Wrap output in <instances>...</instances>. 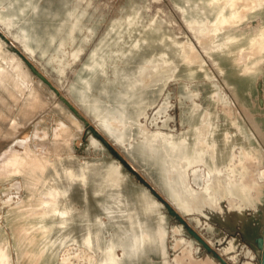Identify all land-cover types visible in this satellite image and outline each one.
<instances>
[{
  "label": "rangeland",
  "instance_id": "rangeland-1",
  "mask_svg": "<svg viewBox=\"0 0 264 264\" xmlns=\"http://www.w3.org/2000/svg\"><path fill=\"white\" fill-rule=\"evenodd\" d=\"M263 230L264 0H0L8 264H260Z\"/></svg>",
  "mask_w": 264,
  "mask_h": 264
},
{
  "label": "water",
  "instance_id": "water-1",
  "mask_svg": "<svg viewBox=\"0 0 264 264\" xmlns=\"http://www.w3.org/2000/svg\"><path fill=\"white\" fill-rule=\"evenodd\" d=\"M259 246L262 249L260 264H264V230H263V236L259 240Z\"/></svg>",
  "mask_w": 264,
  "mask_h": 264
},
{
  "label": "bare ground",
  "instance_id": "bare-ground-1",
  "mask_svg": "<svg viewBox=\"0 0 264 264\" xmlns=\"http://www.w3.org/2000/svg\"><path fill=\"white\" fill-rule=\"evenodd\" d=\"M0 264H8L7 259H6V253L1 247H0ZM198 264H199V262H198Z\"/></svg>",
  "mask_w": 264,
  "mask_h": 264
}]
</instances>
